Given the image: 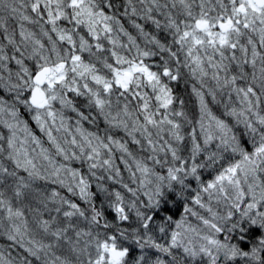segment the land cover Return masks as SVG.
Returning a JSON list of instances; mask_svg holds the SVG:
<instances>
[{
	"label": "clouds",
	"instance_id": "obj_1",
	"mask_svg": "<svg viewBox=\"0 0 264 264\" xmlns=\"http://www.w3.org/2000/svg\"><path fill=\"white\" fill-rule=\"evenodd\" d=\"M13 3L14 0H0V21L6 24L9 34L17 31L13 20L19 22L10 12ZM69 3L70 0H63L67 15L56 27L71 36L74 49L43 21L25 24L33 36L28 40L17 37L16 47L22 52L18 59L23 63L10 68L6 63L0 68V89L5 93L4 111L0 113V179L13 188L20 183L27 185L16 202L24 215L12 220L0 216V240L5 242L0 248L14 264H61V260L89 264L98 256V244L115 236L117 247L132 253L124 258V264H138L139 255L145 257L144 264H206L210 257L200 251L202 245L211 248L217 264H264V214L257 216L256 209L247 207L251 194L243 176L239 188L224 184L227 198L219 192L220 185L216 191L202 190L225 168L242 160L244 153L251 154L264 143V123L258 119L264 117L260 61L253 69L243 63L238 51L233 61L229 49L224 60L229 70L221 72L219 81L206 59L207 75L202 77L197 72L193 76L194 65L186 55L187 45L182 47L177 42L180 34L169 27L167 19L171 13L182 30L185 17L179 6L171 8L169 0H158V8L141 0H111L110 7V0H94L95 10L107 7V14L115 17L111 34L97 29L102 33L99 41L93 39L87 27L71 19ZM198 4L199 0H195L194 11L199 10ZM133 6L135 16L130 10ZM148 7H152L151 16L159 21L158 26L149 19ZM136 24L143 32L134 27ZM241 31V44L251 48L247 44L249 37L259 43L257 33ZM125 33L133 37L134 43H129ZM82 41L86 42L83 48ZM4 47L8 49L7 42ZM113 52L122 61L146 64L160 77V87L171 89L172 103L164 107L163 101L156 99L163 93L159 88L153 91L143 80H134L131 92L122 93L115 86L112 68L128 65H116ZM260 52L264 55V49ZM10 54L15 56L16 52ZM73 55L81 57L79 66L71 63ZM200 55H213V50L206 49ZM61 61L67 68L58 75H64L65 80L52 88L43 85L41 90L47 102L36 107L31 101V91L36 87L32 77L42 68ZM165 69L178 74V80L164 77ZM225 75L229 81L234 75L235 83L225 86ZM108 82L113 87L105 92L104 83ZM248 86L259 95L258 104L250 97V106L243 93L237 91ZM70 88H78L80 94L69 91ZM137 92L143 96L142 101L133 98ZM97 97L103 101L102 106L97 105ZM144 104L148 105L147 110ZM209 113L221 120L224 127L219 128ZM55 145L63 151L58 152ZM260 171L264 175V166ZM248 181L255 182L250 174ZM260 195L257 190V199ZM197 197L205 207L194 202ZM237 204L239 208L235 207ZM260 209L264 213V205ZM65 211L72 215L66 217ZM45 219L50 222L47 226L42 223ZM178 221H182L179 229ZM13 224L20 226L22 242L21 236H17L8 243L7 237L15 235ZM212 224L221 231L217 232ZM45 227L48 231H44ZM56 229L65 230L59 241L52 236ZM85 231L89 235H81L77 242L76 233ZM177 231L181 235L172 249L168 242L171 233ZM202 237L219 240L223 246L208 245ZM30 239L35 245L51 247L37 250L29 244ZM153 241L161 247L155 248ZM21 243L31 248L32 254L26 255ZM73 246L75 252L71 251ZM192 250L198 254L195 259Z\"/></svg>",
	"mask_w": 264,
	"mask_h": 264
},
{
	"label": "snow or ice",
	"instance_id": "obj_2",
	"mask_svg": "<svg viewBox=\"0 0 264 264\" xmlns=\"http://www.w3.org/2000/svg\"><path fill=\"white\" fill-rule=\"evenodd\" d=\"M141 2H150L152 6L159 7L158 0H141ZM169 4L172 9H176L179 6L182 10L183 17H185L182 30L177 26L176 19L171 13H169L167 19L169 21V27L174 28L177 33L180 34L177 42L180 43L182 47L187 45L186 55L191 59L192 64L194 65L192 68L193 76H195L197 72H199L202 77L207 75L204 68V60L206 59L208 65L216 70L214 78L219 81L221 78V72H227L229 70L224 64V60L227 59V56L225 55L226 50L230 49L233 53L231 56L233 61L236 60V52L238 51L243 57V63L250 64L253 69H255L256 63L259 60L261 64L259 72L261 76L264 77V55L260 52V49H264V0H199L198 11H194L193 8L195 0H169ZM110 6L111 0L109 3V7ZM68 8L71 10V19H73L77 25L87 27L89 34L93 36V39L99 41L102 33L97 31L98 28L103 30V34L112 33L111 21L115 19V17L107 14V7L104 8L103 11H97L94 8V0H70ZM130 10L131 14L135 16V7H131ZM146 11L149 14V19L158 26L159 21L153 19L151 16L152 7L146 8ZM10 12L14 14V18H19V30L18 32L13 31L9 34V29L6 24L3 21H0V68H3L6 63L9 65V68L12 64L20 66L23 63L18 59V57L22 55V52L19 47H16L17 37L21 40H28L33 36V33L25 28V24L43 21V23L47 25V27L50 28L60 40L63 41L67 39L73 49L76 47L71 36L67 33L61 32L56 27L57 24L61 23L67 15L63 6V0H26V2L25 0H14ZM125 14H127V10H125ZM140 18L142 19L143 17L141 16ZM257 22L259 23V27H256ZM117 23L119 24L118 20ZM134 27L143 32V29L139 24L134 25ZM241 29L257 33L259 43L249 37L247 44L250 45L251 48L241 44L240 37L243 35ZM121 31H124L122 25ZM125 34L128 35L127 33ZM234 36L235 39H233ZM128 40L130 44L134 43L131 35H128ZM4 42H7L9 46L8 49L4 47ZM110 42L115 43L114 41ZM36 43L40 44L39 41H36ZM84 43L86 42L82 41L81 48H83ZM96 47L98 50H101L102 48L99 43H97ZM206 49H212L213 55H205V57L202 58L200 52L205 51ZM13 51L16 52L15 56L10 54ZM112 55L115 58L116 65H128L126 68H112V72L115 76V86L119 88L122 93L131 92V84L134 80H143L153 89V91H155L156 88H159V91L163 93V96L158 95L156 99L163 101L164 107H167L172 103L171 89L167 86L160 87V77L152 72L146 64L142 61L140 63L127 60L122 61L117 57L115 52H113ZM143 55L147 56V53H144ZM217 55L219 56L218 60L215 59ZM80 61L81 57L79 55H73L71 57V63L74 66H79ZM66 68L67 64L61 61L56 65L42 68L41 71L37 72L32 77V82L36 85L31 91V101L33 105L36 107L44 106L47 101L41 87L46 84L47 87L52 88L56 84L62 83L65 80V76L58 74L62 73ZM72 70L75 72L76 67H73ZM251 75L253 80H255V71H253ZM163 76L171 77L172 81H176L179 78L178 74L174 75L167 69L164 70ZM0 79H2V77H0ZM235 81L236 77L234 75L231 77L230 81L227 75H225V86H227L229 82L235 83ZM137 86L139 87V85ZM112 87L113 84L111 82L104 83L105 92L111 91ZM69 91H74L77 95L80 94L78 88H70ZM237 91L243 93L245 100L248 101L250 106L252 104V99H250V97L255 98L257 104L259 103L260 97L253 87L248 86L247 89L239 88ZM197 95L201 94L197 93ZM137 97L141 101L143 100V96H141L139 92L133 95V98ZM201 100L203 104L202 96ZM3 103L4 95H0V113L4 111ZM96 103L98 106L103 105V101L99 99V97H97ZM143 107L144 110H147L148 105L144 104ZM49 115L52 114L49 113ZM209 115L215 120L219 128L224 127L221 120L212 116L211 113H209ZM258 119L261 123H264V117L258 116ZM151 122L152 119L149 118V123ZM168 122L170 124L172 123L171 121ZM6 126L11 127L10 125ZM173 127H175V125H173ZM208 138L211 139V136L209 135ZM55 147L58 152L63 151L59 145H55ZM196 147L199 148V145L197 144ZM89 158L91 159V157ZM261 166H264V143L255 147L251 154L247 152L244 153L242 160L225 168L220 174L215 176L214 181L210 180L206 187H202V190L205 192H208L209 190L216 191L217 185H220L219 192L224 194L227 198L224 184L227 183L239 188L241 183L240 177L243 176L247 190L251 194V202L247 204V207L256 209V215L260 216L264 214L260 209V205H264V175H261ZM142 170L145 172L148 171L147 168ZM193 172H195V169H193ZM249 174L252 176L253 181H255L254 183L248 181ZM173 179H175V177H173ZM197 179H199V177H197ZM81 183H83V181H81ZM25 187H27V185L20 183L13 188L6 184L4 180L0 179V216L12 220L13 217H21L24 215L23 210L17 206L16 202L24 195L23 189ZM257 190L261 193L259 199H257ZM52 195L55 196L56 194L53 193ZM241 196H243V190H241ZM194 202L200 204L201 207H205V205L200 202L199 197H197ZM70 207L75 208L76 205H70ZM235 207L239 208L240 205L237 204ZM118 211H123V209H118ZM208 211L211 212L210 207L208 208ZM64 215L67 217L71 216L72 213L65 211ZM229 215L231 216V213H229ZM125 219H127V217H125ZM42 223L47 226L50 222L45 219ZM204 223L207 224L209 221L205 220ZM252 223L255 224L256 221L253 220ZM181 224L182 221L177 222V229L181 227ZM24 227L25 229L27 228L26 220L24 222ZM145 227H147V225H145ZM212 227L215 228L217 232L221 231L215 224H212ZM44 231H48V228L45 227ZM63 231L65 230L56 229L52 232V236L56 241L64 238L62 237ZM256 231L258 232L259 230L257 229ZM12 232L15 233V235H9L7 237L8 243H12L16 240L17 236H21L20 226L13 224ZM81 235L87 236L89 233L86 231L83 233L77 232V242ZM180 235L181 233L178 231L171 233L168 243L172 249L176 248ZM116 239L115 236H111L108 240L98 244V256L95 261L89 260V264H124V258L132 253L131 250L127 248H118ZM202 239H206L208 245L217 247L223 246L220 244L219 240L208 237H202ZM22 240L23 237L21 236V242ZM109 240H111L112 243H109ZM152 243L157 249L161 247L158 241H153ZM29 244L36 246L37 250L43 247H51L50 244L35 245V241L31 239L29 240ZM21 247L26 255L32 254L31 248L23 246L22 243ZM71 251H76L75 246L71 248ZM165 251H168V249L166 248ZM184 251L187 253L189 250L185 248ZM200 251L204 255L210 257V260L206 261V264H217V258L212 255L211 248L202 245ZM197 255V252L192 250V258L195 259ZM232 255H235V253L233 252ZM56 259L61 260L59 256H57ZM144 260L145 257L143 255L137 257L138 264H144ZM0 264H14L11 256L6 255L3 248H0ZM61 264H68V262L61 260ZM197 264H199V261H197Z\"/></svg>",
	"mask_w": 264,
	"mask_h": 264
},
{
	"label": "trees",
	"instance_id": "obj_3",
	"mask_svg": "<svg viewBox=\"0 0 264 264\" xmlns=\"http://www.w3.org/2000/svg\"><path fill=\"white\" fill-rule=\"evenodd\" d=\"M13 23L15 24V27L18 29L19 22H16V21L13 20ZM0 95H5V93H4V91L2 89H0ZM3 243H5V242L3 240H0V244H3Z\"/></svg>",
	"mask_w": 264,
	"mask_h": 264
},
{
	"label": "rangeland",
	"instance_id": "obj_4",
	"mask_svg": "<svg viewBox=\"0 0 264 264\" xmlns=\"http://www.w3.org/2000/svg\"><path fill=\"white\" fill-rule=\"evenodd\" d=\"M17 29V28H16ZM18 30H19V25H18V29H17V32H18Z\"/></svg>",
	"mask_w": 264,
	"mask_h": 264
}]
</instances>
